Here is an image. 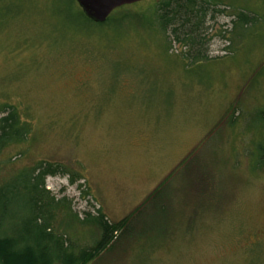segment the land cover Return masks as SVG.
Instances as JSON below:
<instances>
[{
  "label": "rangeland",
  "instance_id": "rangeland-1",
  "mask_svg": "<svg viewBox=\"0 0 264 264\" xmlns=\"http://www.w3.org/2000/svg\"><path fill=\"white\" fill-rule=\"evenodd\" d=\"M64 1L0 0V107L31 127L0 155V185L60 166L45 187L71 211L53 230L81 249L100 236L86 213L130 217L91 264H264V0H209L196 62L154 28L87 24ZM243 9L256 22L235 31Z\"/></svg>",
  "mask_w": 264,
  "mask_h": 264
},
{
  "label": "trees",
  "instance_id": "trees-1",
  "mask_svg": "<svg viewBox=\"0 0 264 264\" xmlns=\"http://www.w3.org/2000/svg\"><path fill=\"white\" fill-rule=\"evenodd\" d=\"M147 3L150 7L146 14L127 12L126 10L130 7L126 6L116 10L104 24H95L88 20L76 0H65L64 6L67 12H72L75 6L78 14L87 24L102 28H154L161 36V38L158 36V39L169 37L191 50L189 52L190 58L193 59L191 61L207 59L204 58L206 48L204 41L206 29L204 28L212 14L209 7L216 3H211L209 0H203L202 3L197 0H154ZM141 4L144 3L134 6ZM216 12L224 13L222 10H216ZM236 17L237 19L233 21L235 31L240 28L246 29L256 22V17L244 9L238 12ZM167 46L170 49L168 44ZM185 56L181 58L185 59ZM30 134L31 127L23 122L19 111L14 106L0 107V155L15 144L25 143ZM65 172L58 165L41 163L28 172L29 176L24 180L23 186L17 183V188L12 187L9 181L0 185V264H91L112 248L115 242L114 235L128 225L130 217L118 223H111L100 211L96 215L86 213L85 219L82 221L78 219V221L90 226L93 230L96 229L100 236L95 245L82 249L77 247L78 241L73 242L67 239L66 233L57 234L53 230L56 212L64 208L66 201L56 202L54 198L51 199L49 191H46L45 180L47 177H54ZM167 181L146 200L147 202L145 201L146 204L159 201ZM13 195L18 200L27 197L28 201L20 208L21 214H17L16 224L11 225ZM64 209L71 211L70 203ZM67 215L70 219L74 217L69 212Z\"/></svg>",
  "mask_w": 264,
  "mask_h": 264
},
{
  "label": "water",
  "instance_id": "water-1",
  "mask_svg": "<svg viewBox=\"0 0 264 264\" xmlns=\"http://www.w3.org/2000/svg\"><path fill=\"white\" fill-rule=\"evenodd\" d=\"M154 0H76L84 16L95 24H104L118 9Z\"/></svg>",
  "mask_w": 264,
  "mask_h": 264
}]
</instances>
